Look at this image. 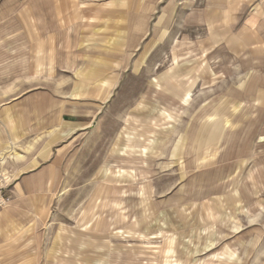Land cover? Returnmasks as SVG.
<instances>
[{
    "label": "rangeland",
    "instance_id": "1",
    "mask_svg": "<svg viewBox=\"0 0 264 264\" xmlns=\"http://www.w3.org/2000/svg\"><path fill=\"white\" fill-rule=\"evenodd\" d=\"M39 2L0 0V76L16 77L0 82V110L14 109L0 121L16 126L13 104L40 89L55 96L44 115L86 128L45 131L60 178L2 238L0 264H264V0H88L81 44L63 53L39 46L54 17H30L18 40ZM191 65L187 102L169 100L168 77Z\"/></svg>",
    "mask_w": 264,
    "mask_h": 264
},
{
    "label": "crops",
    "instance_id": "2",
    "mask_svg": "<svg viewBox=\"0 0 264 264\" xmlns=\"http://www.w3.org/2000/svg\"><path fill=\"white\" fill-rule=\"evenodd\" d=\"M87 1L88 0H42V2L37 3L35 10L33 9L34 7H31L19 14V20L23 29H21L18 35V40L23 38V34L28 37V32L30 31V17L32 18L36 15L43 14L54 17L56 22H60L61 25H58L60 30L55 35L47 36V43H45L46 40L44 38L38 37L40 48L44 50L45 47H47L46 49L52 47L53 50L60 53H63L66 49L73 50L77 48V46L81 44L80 38L84 36L87 26L86 19L89 12ZM260 5L264 8V5ZM213 12H215V10H213ZM205 16L206 22L211 29L209 37L213 39L212 42L214 45L218 42V38L222 34L213 30L215 17L212 16V18L208 13L207 15L205 14ZM205 16H203V18ZM228 19L234 21V19L230 17H228ZM246 20L251 21L249 22V27L254 29L255 21L258 20V15H253ZM62 22L67 25L64 26ZM229 39L231 43L235 38L229 37ZM5 42L7 44V40H5ZM10 46V44H7V47ZM4 50V52L1 50V53L5 54L4 57L7 59V53L9 51H6V49ZM74 52L76 53V51ZM214 53L215 49L212 51V55ZM193 61L196 63L195 66L197 67H199L202 62L199 58ZM37 63L51 66L60 65L69 68L77 63V57L74 55L68 59H62L56 57V55H43V57L37 60ZM137 64L135 61L132 67H136ZM24 68L26 69V73H29L32 72L33 65L29 64ZM193 70L194 66L192 67L191 65L186 69L183 75L179 72L171 73L170 77H168V80L171 82H169L167 86L169 100H176L177 102L181 100L183 103L187 102L190 97V91H192L194 87V81L188 82L196 75L193 73ZM202 74L203 73L200 72L196 79ZM180 76H182L181 79H179ZM14 78L16 77H13V79ZM13 79L12 76L7 74L0 76V82L2 83H9ZM21 79V84H27L25 81L26 78L22 77ZM174 80L176 81L174 82ZM83 90L85 93L86 88ZM184 95L186 96L184 97ZM54 97L55 96L49 90H47L46 94L40 89L28 90L13 104L22 108L16 126H8L0 121V175H2L0 180L3 184L8 186V193L11 196V201L8 205L0 208V246L4 244L2 238H5L8 234L12 237V232L14 230L20 232L22 228L28 227L26 219H29L35 208L38 210V206L36 207L38 200L40 198L43 200L49 192H52V189L60 178V158L53 155V153L45 157V131H52L54 128L64 126L62 130L63 135L67 136L78 129L82 130L86 128L82 123L72 124L70 121H67L65 117L67 113L61 108L57 110V113L59 112L57 115L54 114L52 116L54 118H52L50 114L44 115L45 104L50 105V108H52V102L55 100ZM40 100L42 103H40ZM45 100L48 102H43ZM12 111H14L13 108H5L1 111L2 114L0 113V115L5 116V114ZM53 112V110H49V113ZM136 117L137 119L139 118L138 116ZM49 144L51 145L52 142ZM1 251L4 250L1 249L0 252Z\"/></svg>",
    "mask_w": 264,
    "mask_h": 264
},
{
    "label": "built area",
    "instance_id": "3",
    "mask_svg": "<svg viewBox=\"0 0 264 264\" xmlns=\"http://www.w3.org/2000/svg\"><path fill=\"white\" fill-rule=\"evenodd\" d=\"M11 201V196L6 192L5 187L0 185V208L5 207Z\"/></svg>",
    "mask_w": 264,
    "mask_h": 264
},
{
    "label": "bare ground",
    "instance_id": "4",
    "mask_svg": "<svg viewBox=\"0 0 264 264\" xmlns=\"http://www.w3.org/2000/svg\"><path fill=\"white\" fill-rule=\"evenodd\" d=\"M176 59V58H175ZM136 178V177H135ZM219 255V254H218ZM214 258H216V256H217V253H213V255H212Z\"/></svg>",
    "mask_w": 264,
    "mask_h": 264
}]
</instances>
